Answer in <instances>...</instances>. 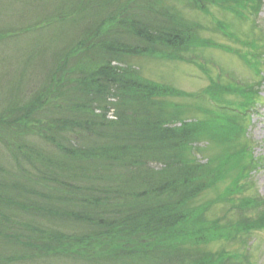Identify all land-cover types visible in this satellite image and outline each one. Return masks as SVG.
Segmentation results:
<instances>
[{
	"label": "trees",
	"instance_id": "1",
	"mask_svg": "<svg viewBox=\"0 0 264 264\" xmlns=\"http://www.w3.org/2000/svg\"><path fill=\"white\" fill-rule=\"evenodd\" d=\"M158 1L0 0L6 15L18 13L2 20L0 43L33 34L25 66H42L32 86L26 67L16 73L14 89L29 94L0 108L9 112L0 115V264H240L207 249L264 231V198L249 194L260 163L238 119L255 109L256 90L216 78L202 97L207 120L179 123L167 100L184 95L131 68L134 57L185 62L221 48ZM184 1L243 20L262 5ZM202 141L226 150L204 160L194 149ZM213 206L220 216H208Z\"/></svg>",
	"mask_w": 264,
	"mask_h": 264
},
{
	"label": "rangeland",
	"instance_id": "2",
	"mask_svg": "<svg viewBox=\"0 0 264 264\" xmlns=\"http://www.w3.org/2000/svg\"><path fill=\"white\" fill-rule=\"evenodd\" d=\"M261 1L262 7L260 6V9L262 10H260L259 14L257 16L249 15L243 20L235 18L232 13L221 11L217 7L210 8L204 14L191 8V6H187L184 0H163V2L160 0L158 3H164L172 11H176V16L183 21H187V25L194 24L198 30L199 38L210 40L214 45H218L221 48L200 49L196 51L194 57L188 55L185 62L172 61L164 56L152 55L148 57L145 55L138 58L134 57L130 64L132 65L131 68L135 69L142 80L171 88L185 96L170 97L167 100V102H173L177 105V110H181L182 107L185 108V111L188 110L183 115L177 110L174 111L179 123L180 121H189L187 123H191L197 120H207L201 110L213 107L208 104L207 100H203L202 97L205 95L204 89H208L212 86V83H217L216 78L219 79L220 86L229 85L233 87L235 85L236 87L242 84L243 86L249 85L253 87L258 93L255 98V107H253L255 109L251 113L248 112L243 119H238L244 129L243 132L241 131L243 140L246 139V142H249L253 157L260 163L259 168L253 174L254 179L252 186H250L249 194H258L264 198V0ZM6 12V8H0V17L3 18L0 20H6L7 24L18 16V13L15 12H10L7 15ZM216 20L223 21L225 26L217 25ZM44 32L48 35L51 34L50 30ZM41 39V44H43L45 37H41ZM36 41L38 40H35L33 34L1 40L0 108L12 102L17 93L20 94L19 96L25 93V97L28 96L29 91H26L23 83H21V87L18 90L14 89L17 85L18 76L16 73L20 74L23 71V67H26L25 57L23 56L22 60V55L19 56L18 50L24 53L27 47H33L34 49L33 42L36 45ZM9 47L12 48V54L8 53ZM10 57L15 58L14 62L10 61ZM249 65L252 69L248 67ZM199 66L201 67L200 69L198 68ZM119 67L122 69L130 68L123 65H119ZM26 68L28 75L25 80L27 78L29 85L32 86L31 81L35 83V79L38 78L37 72H40L42 66L40 61H38L32 66L28 65ZM230 79L233 80V83ZM227 81L231 83H225ZM29 85L28 87H31ZM5 113L8 114V110L5 112L0 109V115ZM112 114L113 111L108 114L109 119L114 118ZM179 123L176 125L179 126ZM205 125L208 127L206 131H210L212 134L215 131L218 132L217 121H207ZM214 143L209 148H204L209 146V143L202 141L201 144L194 146V149L197 147L203 150L201 152L204 154V160L207 157L223 154L224 150H226V145H222L219 141L216 142L217 144ZM198 159L205 163L201 156H198ZM217 192L220 193L221 191ZM215 197V191L207 192L197 204L200 205L206 200L208 201V199ZM219 212L220 207L213 206L208 216H220L221 213ZM229 221L235 223L238 220L234 215H230ZM62 230L66 229L62 228ZM245 248H248L249 255L243 259L241 254H243L242 252ZM207 250L218 255H221L219 253L223 250L224 253L232 255L235 261L240 264H264V231L251 232L245 236L238 235L230 242L211 245Z\"/></svg>",
	"mask_w": 264,
	"mask_h": 264
},
{
	"label": "bare ground",
	"instance_id": "3",
	"mask_svg": "<svg viewBox=\"0 0 264 264\" xmlns=\"http://www.w3.org/2000/svg\"><path fill=\"white\" fill-rule=\"evenodd\" d=\"M4 26H6V25H5V22L0 20V30L4 29V28H5ZM0 45H1V43H0ZM18 51H19V52H18ZM18 51H17V52H18L19 56L22 55V56H21V59L23 60V58H24L23 56H25L26 53H25V52L22 53L20 50H18ZM17 52H16V54H17ZM8 53H9V54H12V48L9 47V49H8ZM14 60H15L14 57H13V58L10 57V61L14 62ZM25 60H26V59H25ZM19 62H21V61H19ZM15 68H16V67H15ZM17 69H19V68H17ZM9 151H10L11 153L14 152L13 150H9Z\"/></svg>",
	"mask_w": 264,
	"mask_h": 264
}]
</instances>
